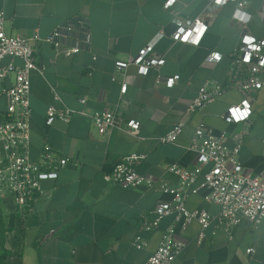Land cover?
<instances>
[{"label":"crops","instance_id":"1","mask_svg":"<svg viewBox=\"0 0 264 264\" xmlns=\"http://www.w3.org/2000/svg\"><path fill=\"white\" fill-rule=\"evenodd\" d=\"M0 0L3 25L11 36L45 39L70 22L74 35L60 40L62 47H79L71 55L57 54L44 40L36 52L44 73L30 74V156L37 160L48 146L56 158L69 162L58 169L53 180L43 182L45 193L31 210L20 213L15 207L12 232L7 244L18 264H144L157 248L162 232L173 223L174 215L164 216L154 231L142 226L153 219L151 210L170 196L155 189L123 188L105 180V175L124 156L143 155L135 169L153 175L157 181L177 184V176L168 168L176 163L182 168L196 164V154L188 147L194 129L204 122L216 134H223L225 144L233 148L240 136L238 160L253 172L264 170V87L251 91L252 113L247 121L227 123L221 117L241 94L227 88L201 111H190L192 100L207 80L224 87L230 81L232 53L238 46L242 28L231 20L234 2L215 5L212 0ZM250 20L246 31L264 38V0H246ZM204 13L208 28L198 45L176 41L172 35L176 21L195 19ZM90 43H84V35ZM153 54L164 63L138 73L129 64L117 70V60L136 56L155 37ZM211 52H218V62H206ZM19 59L5 57L2 64ZM177 76L172 87L156 84L157 76ZM14 74L0 81V114L7 97L4 90L14 84ZM126 90L121 93L122 84ZM53 90L60 100L53 99ZM85 99V102H81ZM69 107L95 114L118 111L124 120L140 123L139 136L118 129L100 134L88 115L74 113L69 122L55 119L46 125V110ZM178 121L185 126L176 142H161ZM211 164L203 166L207 171ZM201 178H198V181ZM189 210L204 209L212 215L219 205L205 199V192L191 194L185 201ZM204 237L199 241V234ZM137 235L146 240L137 248ZM175 238L185 242L176 264H264V220L253 224L241 219L230 232L214 222L201 230L198 222L185 229L176 224ZM254 248L247 254L246 249Z\"/></svg>","mask_w":264,"mask_h":264},{"label":"built area","instance_id":"2","mask_svg":"<svg viewBox=\"0 0 264 264\" xmlns=\"http://www.w3.org/2000/svg\"><path fill=\"white\" fill-rule=\"evenodd\" d=\"M174 0H167L166 6ZM234 2L235 7L231 20L242 28L238 46L232 53L227 87L214 81L207 80L199 88L196 97L192 100L190 111H201L209 103L220 97L227 88L238 90L242 95L238 103L226 107L221 117L227 123L247 121L252 113L251 91L264 87V38L257 39L246 31L250 14L246 11V0H212L215 5ZM209 14L195 19L176 21L175 31L172 35L176 41H185L198 45L208 28L209 22L205 19ZM4 13L0 11V81L8 74H14V84L4 90L7 97L6 111L0 114V195H5L14 201L20 213L31 210L34 204L43 197L45 190L43 182L53 180L58 175V169L69 162L68 158H56L48 146L44 147L39 158L33 160L30 156V74L44 73V67L36 52V45L40 40L51 43L57 54L71 55L77 53L79 47H62L60 38L62 30L73 32V23L56 28L45 39L38 34L30 37L11 36L5 31ZM161 35L151 40L136 56H130L126 61L115 62L117 70H122L129 64L137 66L138 73L147 74L151 67L164 63V59L153 54V46ZM84 43H90V35H84ZM5 57L19 59L20 65L14 62L2 64ZM219 57V58H217ZM222 58L218 52H211L206 62L214 63ZM178 77L163 78L157 76L156 84L163 82L172 87ZM126 90L122 84L121 93ZM53 99L60 100L53 90ZM81 102H85L82 99ZM238 110V111H237ZM246 112L241 116L240 113ZM74 113L88 115L100 134L112 129L124 131L133 136H139L140 123L136 120H124L118 111H103L95 114L78 112L69 107L57 109L50 105L46 110V125L55 119L69 122ZM185 123L178 121L171 130L159 138L161 142L177 141ZM240 136L233 148L225 144L223 134H216L214 130L200 122L194 129L190 150L196 154V164L192 168H182L173 163L168 170L177 176V184L172 186L164 181H157L153 175L141 174L136 171L135 164L144 158L143 155L131 154L124 156L114 168L105 175L106 182L123 188L155 189L170 196L166 202L158 203L152 210V220L142 226L145 231H154L160 220L169 214L174 215L173 223L163 232L155 251L144 264H176L178 255L185 246V242L175 238L176 224L185 229L191 222L199 223L201 230L214 222L217 228L230 232L241 219H247L253 224L264 220V170L255 173L245 167L238 160L240 149ZM211 167L202 172L203 166ZM201 178L198 181V178ZM205 192V199L219 205V212L212 215L204 209L189 210L185 201L191 194ZM204 237L200 232L198 240ZM137 248H145L147 242L140 235L133 241ZM254 248L246 249L247 254L254 253ZM264 262V259H263ZM127 264V263H123Z\"/></svg>","mask_w":264,"mask_h":264},{"label":"rangeland","instance_id":"3","mask_svg":"<svg viewBox=\"0 0 264 264\" xmlns=\"http://www.w3.org/2000/svg\"><path fill=\"white\" fill-rule=\"evenodd\" d=\"M15 207L11 198L0 195V264H18L16 255L7 244L8 234L12 232Z\"/></svg>","mask_w":264,"mask_h":264},{"label":"water","instance_id":"4","mask_svg":"<svg viewBox=\"0 0 264 264\" xmlns=\"http://www.w3.org/2000/svg\"><path fill=\"white\" fill-rule=\"evenodd\" d=\"M74 31L73 32H68L66 29H63L62 30V34H63V36L60 38V40H62V39H65V38H67L68 36H71V35H74Z\"/></svg>","mask_w":264,"mask_h":264},{"label":"snow or ice","instance_id":"5","mask_svg":"<svg viewBox=\"0 0 264 264\" xmlns=\"http://www.w3.org/2000/svg\"><path fill=\"white\" fill-rule=\"evenodd\" d=\"M169 2H171V0H169ZM237 111H238V110H237ZM240 115H241V116L246 115V112H244V113H240Z\"/></svg>","mask_w":264,"mask_h":264},{"label":"clouds","instance_id":"6","mask_svg":"<svg viewBox=\"0 0 264 264\" xmlns=\"http://www.w3.org/2000/svg\"><path fill=\"white\" fill-rule=\"evenodd\" d=\"M220 2V0H217V3H219ZM217 58H219V57H217Z\"/></svg>","mask_w":264,"mask_h":264}]
</instances>
